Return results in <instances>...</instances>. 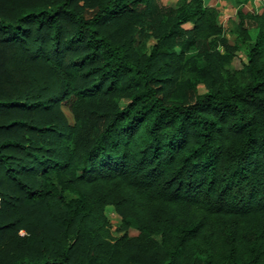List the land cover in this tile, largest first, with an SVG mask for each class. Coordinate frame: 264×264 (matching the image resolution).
I'll list each match as a JSON object with an SVG mask.
<instances>
[{
  "label": "trees",
  "instance_id": "trees-1",
  "mask_svg": "<svg viewBox=\"0 0 264 264\" xmlns=\"http://www.w3.org/2000/svg\"><path fill=\"white\" fill-rule=\"evenodd\" d=\"M222 12L0 0V264H264V6Z\"/></svg>",
  "mask_w": 264,
  "mask_h": 264
},
{
  "label": "rangeland",
  "instance_id": "rangeland-1",
  "mask_svg": "<svg viewBox=\"0 0 264 264\" xmlns=\"http://www.w3.org/2000/svg\"><path fill=\"white\" fill-rule=\"evenodd\" d=\"M175 0H164V2H173ZM216 2H220L223 5V12L221 15V20L225 24V26L228 25L229 18L234 16L237 9L239 7H242L245 11H260L264 6V0H251V1H245L244 3L241 2V0H214ZM208 1H206L207 3ZM188 27L189 25H185ZM227 38L229 39V42L232 43V36L228 33L226 30ZM179 47H177L178 49ZM242 57H244V54H240ZM198 88L200 91H203L205 89L203 83L198 84ZM62 109L64 113L67 116V119L70 123L73 122V114L67 104L62 105ZM106 213L111 221V230L114 235H120L125 230L129 233L131 236H135L137 234V231L135 229L126 228L122 225L120 216L115 212V210L112 207H108L106 210Z\"/></svg>",
  "mask_w": 264,
  "mask_h": 264
},
{
  "label": "crops",
  "instance_id": "crops-1",
  "mask_svg": "<svg viewBox=\"0 0 264 264\" xmlns=\"http://www.w3.org/2000/svg\"><path fill=\"white\" fill-rule=\"evenodd\" d=\"M205 1H208V2H207L208 4H215V3H217V2L214 1V0H205Z\"/></svg>",
  "mask_w": 264,
  "mask_h": 264
}]
</instances>
